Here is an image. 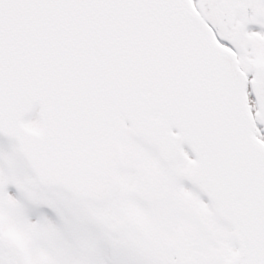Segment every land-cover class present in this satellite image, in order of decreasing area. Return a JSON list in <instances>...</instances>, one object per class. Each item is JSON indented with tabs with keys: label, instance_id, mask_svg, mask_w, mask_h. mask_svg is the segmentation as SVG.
<instances>
[{
	"label": "snow or ice",
	"instance_id": "snow-or-ice-1",
	"mask_svg": "<svg viewBox=\"0 0 264 264\" xmlns=\"http://www.w3.org/2000/svg\"><path fill=\"white\" fill-rule=\"evenodd\" d=\"M0 264H264V0H0Z\"/></svg>",
	"mask_w": 264,
	"mask_h": 264
}]
</instances>
